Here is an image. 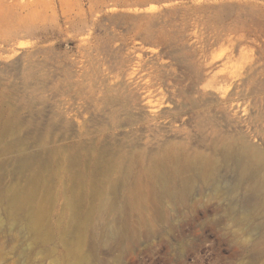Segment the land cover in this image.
<instances>
[{
	"label": "rangeland",
	"instance_id": "obj_1",
	"mask_svg": "<svg viewBox=\"0 0 264 264\" xmlns=\"http://www.w3.org/2000/svg\"><path fill=\"white\" fill-rule=\"evenodd\" d=\"M244 147L264 0H0V264H264Z\"/></svg>",
	"mask_w": 264,
	"mask_h": 264
},
{
	"label": "bare ground",
	"instance_id": "obj_2",
	"mask_svg": "<svg viewBox=\"0 0 264 264\" xmlns=\"http://www.w3.org/2000/svg\"><path fill=\"white\" fill-rule=\"evenodd\" d=\"M225 158L227 161H232L233 159L236 161V158L239 159L236 161L238 162L236 165H238L239 173L244 180L250 182V190L255 195V202H257V205L264 212V174L261 172L264 167V155L253 153L250 149L245 147L243 150L238 151L229 148L225 151ZM196 163L194 164V162H192L189 164L191 170L194 169V173L190 179L182 184L180 192H184L193 184L207 183L210 173H208L209 170L207 171L206 163L203 160L200 164L199 162L197 163L199 166H197ZM15 209H20V203L15 204ZM39 226L38 220H29L27 229L31 233L36 234L39 231Z\"/></svg>",
	"mask_w": 264,
	"mask_h": 264
}]
</instances>
